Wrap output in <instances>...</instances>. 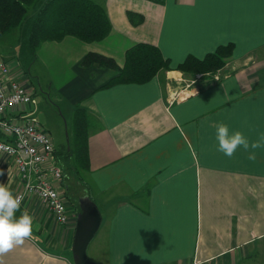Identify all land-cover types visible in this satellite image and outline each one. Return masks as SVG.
<instances>
[{
    "label": "crops",
    "instance_id": "1",
    "mask_svg": "<svg viewBox=\"0 0 264 264\" xmlns=\"http://www.w3.org/2000/svg\"><path fill=\"white\" fill-rule=\"evenodd\" d=\"M105 8L112 28L104 39L66 36L37 52L57 90L74 93L72 107L91 116L85 178L102 214L93 260L264 264V143L251 146L264 137V0H106ZM128 11L142 21L133 24ZM139 42L156 44L171 69L146 83L102 87L115 71L81 64L97 52L123 66L126 50ZM229 43L234 51L220 80L180 92L185 78L178 65ZM10 68L29 90L24 72ZM215 121L242 132L249 147L226 156L218 149ZM0 171V183L13 196L20 193V175L2 152ZM71 179L65 175L60 187L68 190ZM67 200L69 220L61 225L38 197L27 196L14 216L31 215V235L0 254V264H74L80 209Z\"/></svg>",
    "mask_w": 264,
    "mask_h": 264
},
{
    "label": "trees",
    "instance_id": "2",
    "mask_svg": "<svg viewBox=\"0 0 264 264\" xmlns=\"http://www.w3.org/2000/svg\"><path fill=\"white\" fill-rule=\"evenodd\" d=\"M36 1L0 0V37L21 25V49L28 50L36 58L44 42H58L66 36H74L90 43L104 39L111 31L112 26L106 9L94 0H46L32 18L25 19L29 8ZM128 16L133 24H138L143 19L142 15L133 11H128ZM233 51L234 45L229 43L218 46L203 58L188 55L177 69L183 73L185 79L192 80L197 79L199 75L204 76L205 80L198 87L201 90L220 80L216 75L226 66ZM2 58L8 61L7 58ZM81 64L86 67L98 65L115 71L102 87L122 83H146L158 73L171 69L170 60L162 54L160 48L148 42H139L129 47L123 66H119L114 58L97 52H88ZM32 95L34 96L33 93ZM90 124L91 116L88 111L77 107L72 116V138L56 160L62 168V179L68 174L76 177L87 190L85 195L92 200L85 178V173L90 172Z\"/></svg>",
    "mask_w": 264,
    "mask_h": 264
},
{
    "label": "built area",
    "instance_id": "3",
    "mask_svg": "<svg viewBox=\"0 0 264 264\" xmlns=\"http://www.w3.org/2000/svg\"><path fill=\"white\" fill-rule=\"evenodd\" d=\"M32 92L11 76L10 64L0 55V152L12 158L20 175L21 204L36 196L61 225L69 220V206L59 183L63 172L50 134L34 115ZM20 204V205H21Z\"/></svg>",
    "mask_w": 264,
    "mask_h": 264
},
{
    "label": "rangeland",
    "instance_id": "4",
    "mask_svg": "<svg viewBox=\"0 0 264 264\" xmlns=\"http://www.w3.org/2000/svg\"><path fill=\"white\" fill-rule=\"evenodd\" d=\"M45 1L46 0H37L31 5L25 19L28 20L29 18H32L38 11L40 5ZM94 1L105 8L106 0ZM21 31L22 29L20 25L11 32L0 37V54L5 59L7 58L9 63L12 64L15 69L24 72L26 82L30 87L29 90L34 94L33 98L35 104L33 105V109L35 118L41 123L47 133L51 134L56 148L62 150L64 147L66 148L68 140L72 138V116L75 109L72 107L74 104L72 105L71 101L73 98L71 96H73L74 93L68 94V92L58 91V87L56 88V85L52 82V76L50 75L47 66L38 61L28 50L21 49L23 40L20 36ZM67 76L68 74L66 72L64 77ZM199 80L200 82L198 83ZM204 80V76L201 75H199L197 79H184V87L180 92L183 91V94L185 95L198 88ZM32 86L34 87L33 90L31 88ZM77 86V93H79L83 89V84L79 82ZM87 175L88 173H85V177H88ZM67 176L72 178L71 181H69V189L67 190V188L63 189L61 187L60 189L63 192H67L66 195L69 202L73 203V206H71L72 210L77 208L80 209L79 199L88 198L87 194L85 195L84 192L86 190L84 187L80 189L82 185L76 177H72L71 174H68ZM94 244L95 241L91 243L88 250V256L91 260L96 259L93 251H90V249L94 248ZM71 259L72 262H74L73 255L71 256Z\"/></svg>",
    "mask_w": 264,
    "mask_h": 264
},
{
    "label": "clouds",
    "instance_id": "5",
    "mask_svg": "<svg viewBox=\"0 0 264 264\" xmlns=\"http://www.w3.org/2000/svg\"><path fill=\"white\" fill-rule=\"evenodd\" d=\"M215 128V138L218 149L226 156H231L238 146L244 149L249 147L248 138L239 130L230 131L229 125L223 121L212 122ZM264 143V137L260 141L252 142V147H258ZM254 158V153H249ZM0 174H3L0 171ZM21 198L13 196L12 192L4 184L0 183V254L6 253L14 245L21 244L30 237L32 230V217L24 213L19 217L14 214L20 208Z\"/></svg>",
    "mask_w": 264,
    "mask_h": 264
},
{
    "label": "water",
    "instance_id": "6",
    "mask_svg": "<svg viewBox=\"0 0 264 264\" xmlns=\"http://www.w3.org/2000/svg\"><path fill=\"white\" fill-rule=\"evenodd\" d=\"M80 212L77 217L72 242L74 264H98L88 256V248L102 224V214L97 204L89 199L79 200Z\"/></svg>",
    "mask_w": 264,
    "mask_h": 264
}]
</instances>
